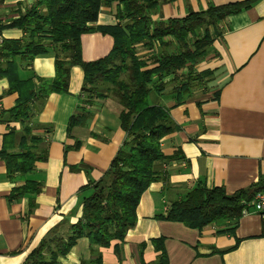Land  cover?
Returning a JSON list of instances; mask_svg holds the SVG:
<instances>
[{"label": "crops", "instance_id": "0c3cea01", "mask_svg": "<svg viewBox=\"0 0 264 264\" xmlns=\"http://www.w3.org/2000/svg\"><path fill=\"white\" fill-rule=\"evenodd\" d=\"M158 1L153 21L243 0ZM35 2L0 0V26L8 25ZM115 12V5L102 6L94 26L115 25ZM218 30L220 36L208 55L195 66L196 73H211L207 79L179 100L170 85L162 94L148 95L151 106L168 109L176 127L161 140V152L171 160L154 166L165 175L167 185L154 182L141 195L136 224L122 244L113 241L91 252L87 238L82 237L58 264L88 262L96 255L101 264H153L158 253L150 241L158 238L164 240L168 264H264V225L253 212L241 215L235 227L211 223L201 230L155 218L165 214L170 201L198 185L220 187L230 195L264 178V0L228 15ZM21 37L16 29L0 33V41ZM80 44L82 61L92 62L110 52L113 39L95 31L83 34ZM148 55L145 49L138 52L140 57ZM13 61L20 81L32 80L37 85L39 79L54 77L51 52L31 61L20 56ZM82 82L81 68L73 66L66 93L49 94L39 106L32 101L30 135L40 140L36 153L45 160L36 161L30 173L8 176L3 155L22 153L23 127L10 112L18 94L9 91V80L0 75V264H22L61 220L76 223L81 216V189L102 177L124 142L117 101L85 104ZM82 111L89 114L88 119L69 127L70 118ZM27 181L37 184L39 192L7 199ZM142 243L145 247L140 252ZM114 246L119 248L117 254Z\"/></svg>", "mask_w": 264, "mask_h": 264}, {"label": "trees", "instance_id": "16d2710c", "mask_svg": "<svg viewBox=\"0 0 264 264\" xmlns=\"http://www.w3.org/2000/svg\"><path fill=\"white\" fill-rule=\"evenodd\" d=\"M256 1L209 5L204 11L189 12L182 18L153 21L151 16L158 0H36L19 11L8 25L0 26V33L3 29L22 33L20 39L0 41V75L9 80V91L18 94L16 106L10 112L23 127L22 153L3 155L8 176L30 173L36 161L45 160L36 153L40 140L30 135L33 115L30 104L35 101L39 106L49 94L66 93L73 66L83 72L81 95L85 104L115 99L120 106L119 125L125 133L124 142L107 171L98 181L81 189L82 208L77 222L61 220L22 264H58L59 258L65 257L82 237L87 238L91 252L107 248L113 241L123 243L127 231L136 224L141 195L154 182L167 185L165 175L154 166L171 160L162 154L161 140L176 127L166 107L149 104V93L162 94L170 85L179 100L207 79L211 73L206 70L196 73L195 66L208 55L220 36L219 25L228 15L248 10ZM110 5H115L117 23L95 27L101 7ZM95 31L112 37V49L103 58L83 62L80 38ZM141 49L148 50L149 55L138 56ZM50 52L54 55L53 79H39L37 85L32 80L17 79L13 61L17 56L31 61ZM88 117L82 111L73 115L68 125ZM259 191H264V178L230 195L220 187L198 185L182 198L170 201L165 214L155 218L194 230L211 223H230L235 227L244 203ZM38 192V185L27 181L13 189L7 199L18 200ZM163 242V238L150 241L158 253L153 264H168ZM139 247L142 252L145 244ZM114 251L119 252L118 246H114ZM79 264H101V260L96 255Z\"/></svg>", "mask_w": 264, "mask_h": 264}, {"label": "built area", "instance_id": "2783aa9c", "mask_svg": "<svg viewBox=\"0 0 264 264\" xmlns=\"http://www.w3.org/2000/svg\"><path fill=\"white\" fill-rule=\"evenodd\" d=\"M249 211L255 213L264 225V191L255 193L250 201L244 203L241 215H246Z\"/></svg>", "mask_w": 264, "mask_h": 264}, {"label": "rangeland", "instance_id": "374dc122", "mask_svg": "<svg viewBox=\"0 0 264 264\" xmlns=\"http://www.w3.org/2000/svg\"><path fill=\"white\" fill-rule=\"evenodd\" d=\"M140 51V50H139ZM149 101V100H148Z\"/></svg>", "mask_w": 264, "mask_h": 264}]
</instances>
